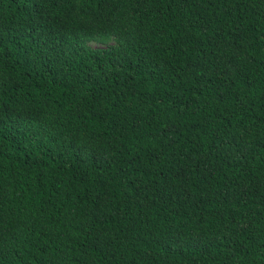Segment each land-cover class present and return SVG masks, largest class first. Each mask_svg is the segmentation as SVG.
<instances>
[{
    "label": "trees",
    "instance_id": "1",
    "mask_svg": "<svg viewBox=\"0 0 264 264\" xmlns=\"http://www.w3.org/2000/svg\"><path fill=\"white\" fill-rule=\"evenodd\" d=\"M0 264H264V0H0Z\"/></svg>",
    "mask_w": 264,
    "mask_h": 264
},
{
    "label": "rangeland",
    "instance_id": "2",
    "mask_svg": "<svg viewBox=\"0 0 264 264\" xmlns=\"http://www.w3.org/2000/svg\"><path fill=\"white\" fill-rule=\"evenodd\" d=\"M92 44L93 45H100V43H97V42H93Z\"/></svg>",
    "mask_w": 264,
    "mask_h": 264
}]
</instances>
